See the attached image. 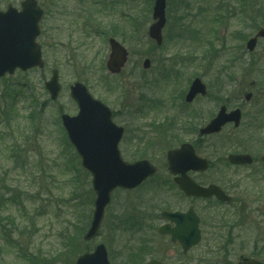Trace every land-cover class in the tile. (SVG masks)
<instances>
[{"label": "rangeland", "instance_id": "obj_1", "mask_svg": "<svg viewBox=\"0 0 264 264\" xmlns=\"http://www.w3.org/2000/svg\"><path fill=\"white\" fill-rule=\"evenodd\" d=\"M21 1L0 0V11L8 4L18 8ZM37 1L44 11L38 43L45 68L0 80V92L7 84L10 94H25L16 102L13 134L20 128L23 132L28 120L33 125L27 144L11 159L12 140L0 125V264H73L80 253L92 251L100 243L106 246L112 264H123L124 240H118L121 236L114 232L115 225L134 209L144 221V236L149 240L151 229L161 224L156 214L171 206L187 209L190 202L170 185L166 152L183 142L191 143L195 138L191 132L207 123L222 105L227 110H241V126L234 130L228 125L221 133L204 138L197 153L210 167L203 174L190 175L204 185L236 181L240 187L229 192L253 211V221L260 222L258 227L264 231L263 219L258 221L255 212L264 210V166L260 162L264 155V40L258 41L252 54L245 49L246 41L264 28L254 14L258 9L264 11V0H167L160 48L146 36L153 0ZM98 1L104 4L94 6ZM110 36L128 51V62L118 76H110L105 69ZM145 59L151 63L148 70L142 68ZM53 69L58 70L61 91L51 102L43 84ZM195 77L201 78L208 94L187 105L183 98ZM75 82L107 106L114 123L124 128L121 157L127 162L145 159L158 169L136 192H115L99 235L87 244L82 235L93 209L91 178L74 150L65 145L68 142L59 120L62 113H77L69 96V87ZM247 94H252L249 103L244 100ZM245 152L253 158L251 166L234 168L226 163L228 154ZM250 173L258 174L262 192L258 202L247 179ZM193 205L197 213L203 212V204ZM224 209L230 216L232 210L225 206L210 207L208 212L217 217ZM252 231L245 226L235 233L252 246L256 237ZM206 238L183 259L178 246L155 237L142 261L223 264V255ZM236 246L229 257L232 264L241 253ZM261 259L264 261V254Z\"/></svg>", "mask_w": 264, "mask_h": 264}, {"label": "water", "instance_id": "obj_2", "mask_svg": "<svg viewBox=\"0 0 264 264\" xmlns=\"http://www.w3.org/2000/svg\"><path fill=\"white\" fill-rule=\"evenodd\" d=\"M166 0H155L152 11L153 23L148 27L147 36L156 46L162 43V29L165 26ZM43 12L36 0H23L20 11L10 5L5 12H0V78L5 74L12 75L16 69L26 71L31 68H42L40 46L35 42L39 36V22ZM264 39V29L258 30L246 43V50L252 53L257 40ZM110 55L106 68L111 74H118L127 61L126 50L114 39H109ZM150 67L149 60H144L143 68ZM51 100H56L60 92L57 71H52L51 78L44 84ZM197 96L205 97L206 88L200 79L192 81L185 96V102L191 103ZM70 97L76 103L78 114L75 117L62 115L61 120L70 143L75 147L81 159V166L92 177L91 185L95 195L92 221L83 236L85 242L96 237L103 220L105 208L110 202L111 193L121 188L133 190L147 178L156 173V169L147 161L133 164L124 162L118 151V143L123 134L122 128L116 127L111 120L110 110L101 102L94 100L84 85L75 83L70 87ZM250 95L245 96L248 101ZM241 112L236 109L229 113L221 107L216 116L199 130V136L217 134L228 123L237 128L240 124ZM168 172L173 175L174 183L187 197L209 199L215 197L219 201L230 202L220 188L209 185L201 187L188 176V172H205L208 162L198 157L192 146L183 144L179 149L167 152ZM227 160L232 165H250L248 155H229ZM264 162V157H262ZM161 219L174 223V227L163 225L158 228L160 236L169 235L171 242H179L186 254L200 240L198 219L190 207L184 214L162 212ZM75 264H110L106 248L97 245L92 253L79 256ZM147 264H161L150 261ZM240 264H261L255 260H243Z\"/></svg>", "mask_w": 264, "mask_h": 264}, {"label": "flooded vegetation", "instance_id": "obj_3", "mask_svg": "<svg viewBox=\"0 0 264 264\" xmlns=\"http://www.w3.org/2000/svg\"><path fill=\"white\" fill-rule=\"evenodd\" d=\"M40 35H41V32H40ZM199 128L200 127L194 129L191 132V134L194 135V137H195L194 140L191 141V143L186 142V143L191 144L196 152H197V147L201 144V142L204 139V138L199 137V134H198ZM261 164H263V166H264V163L261 162ZM256 176H258L257 173L256 174L250 173V174H248L247 179H248V181L250 180L249 183H250L251 187L253 188L252 191L257 195L256 202H258L259 199L262 198V194H261L262 192L259 191V188H258L259 186H258ZM261 176H264V173H262ZM170 177H171V182L173 184V177L172 176H170ZM193 181H195L200 186H204V184H202V182L197 181V179L195 180L193 178ZM226 183H227V185H229L228 189L226 188ZM237 186H238L237 183H235V182L230 183L228 181H225V185L221 184V186H220L223 189V192L227 196H230L233 198L232 202H230L229 204H227L225 202H220V201L216 200L215 198H211L208 200L188 199L177 189L176 186H174L173 190L176 191L183 200L189 201L190 204L185 211H183L182 209H179V207H176V209H174L171 206L169 208H165L166 211H164V212L184 214L190 207H192L195 215L198 218V222H199L200 243L202 241L203 236L206 235V237H207L206 240H208V243H213V246L215 247V249L223 255V260H222L223 264H232V262L229 260V257H231L234 254V251H235L234 249H235L236 245H237L236 251L238 250L241 253L238 256L237 262L235 264H240L241 262H243L242 260H244V259H257V261L261 262L262 261L261 258L264 254V231L260 230V228L258 227L261 225L260 222L253 221V211H251L248 208V206H244V205L238 203V201L236 200V197L232 196V194L229 192V189L235 190ZM260 194H261V196L259 198L258 195H260ZM263 197H264V194H263ZM195 202H199V203L204 205L201 208L203 210V212L197 213L195 211V208L193 205V203H195ZM217 205L225 206V208H229L230 210H232L231 215L228 216V211H226L225 209H224L225 212L220 214L217 217H213V215H210L209 214L210 212H208L209 208L210 207H216ZM263 207H264V205H263ZM255 212H256L258 221L263 219V222H264V210L263 211L257 210ZM160 215L158 214V216H157V214H156V220L158 219L159 221H161L160 225H162L163 221L160 219V217H161ZM230 217H233V218L231 219ZM250 222L253 224H250ZM247 224H249V225L247 226ZM262 224H264V223H262ZM245 226L247 227V230L249 232H250V230L253 229L252 232H253V234L256 235L255 238L253 237L252 246L249 242H247L246 238H242L240 236H237L238 234L235 233L236 228L241 229L242 227H245ZM254 230H255V232H254ZM140 234H145V230L141 231ZM159 238L160 239L166 238L171 247L178 246L177 243L171 242L169 236H163V237H159ZM147 240L148 239H145V237H141L137 241L139 243H142V242H145ZM150 240H151V238H150ZM249 245L251 246L250 248H249ZM246 252L248 253L247 255L245 254ZM157 260H159V259H157Z\"/></svg>", "mask_w": 264, "mask_h": 264}, {"label": "trees", "instance_id": "obj_4", "mask_svg": "<svg viewBox=\"0 0 264 264\" xmlns=\"http://www.w3.org/2000/svg\"><path fill=\"white\" fill-rule=\"evenodd\" d=\"M254 14L255 16L257 14L259 15L258 17H256V19L259 20L260 25H264V11H262V9H258L257 11H254ZM202 56L205 57V54H203ZM8 86L9 85L5 84L2 91L0 92V125H3L4 131L7 132L8 135L10 134L9 136L12 140V147L10 148L11 155L9 158L11 159L13 157H16V154L21 146L27 144L25 142H27V139L33 133V125L31 126L30 123L28 124L27 128L24 126L23 132H20V128L19 132L13 134L14 126H16L15 122L17 121L15 118V116L17 115L16 102L19 98V95L25 94L23 91L21 94H18L16 91V93L12 92V94H10V90L12 89H8ZM20 86L23 87L24 85L20 84ZM23 89H26V86ZM31 117L32 114L29 115V119H31ZM13 153H15V156ZM16 167L17 166L15 164L14 168ZM89 192L91 194V191ZM142 223H144V221L139 216L135 215V210L130 209L114 227V232L121 236L118 238L119 241H122L123 237L128 236L124 238L125 241L124 243L122 242L121 247L124 261L123 264H140V262H142L143 260L142 257L144 255V252L148 249L149 243L142 242L135 244L136 242L134 240V238L144 230V226L142 225ZM78 229L79 227L77 226L76 233L78 232ZM82 231L78 233V237L81 236Z\"/></svg>", "mask_w": 264, "mask_h": 264}]
</instances>
